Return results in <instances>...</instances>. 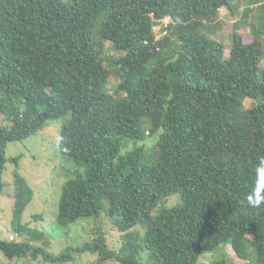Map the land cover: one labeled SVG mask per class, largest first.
Here are the masks:
<instances>
[{"label": "trees", "instance_id": "obj_1", "mask_svg": "<svg viewBox=\"0 0 264 264\" xmlns=\"http://www.w3.org/2000/svg\"><path fill=\"white\" fill-rule=\"evenodd\" d=\"M230 0H0V194L6 146L66 119L62 159L74 168L61 186V226L106 213L121 236L119 251L99 237L74 249L118 264H198L231 244L235 255L264 264V3L253 40L234 21L228 53L212 35ZM169 17L154 41L152 24ZM109 43L120 82L111 92L103 64ZM251 101L249 107L244 101ZM158 134L121 154V141ZM144 144V143H142ZM19 157L11 161L17 166ZM146 158V159H145ZM179 194L180 203L166 207ZM14 174L13 229L23 242L0 240L8 259H71L45 250L44 231L21 222L32 198ZM40 217V216H36ZM41 241L43 247H35ZM146 254L144 262L141 254ZM213 264H231L220 259Z\"/></svg>", "mask_w": 264, "mask_h": 264}, {"label": "rangeland", "instance_id": "obj_2", "mask_svg": "<svg viewBox=\"0 0 264 264\" xmlns=\"http://www.w3.org/2000/svg\"><path fill=\"white\" fill-rule=\"evenodd\" d=\"M264 0H230L232 10L221 8L220 19L215 29L214 37L223 43L228 53L231 46L230 34L233 23L243 19V11L248 9L244 24H241L240 33L243 35L245 43L253 40L252 26L260 28L259 16L261 15V5ZM168 37H173L168 34ZM171 39V40H172ZM103 55L104 66L111 71L108 89L112 92L120 82V74L111 64L110 60L123 56L113 50L109 43ZM264 64V61L262 62ZM254 103L245 100L244 106L249 107ZM6 113L0 111V124L10 125L5 118ZM67 119V118H66ZM66 119L50 121L42 131L30 136L22 141L10 142L6 146L5 157L7 159L5 170L2 174V191L0 194V240L8 242H23L25 237L18 235L13 229V205H14V174L18 172L30 186L32 198L26 206L21 222L27 223L29 227L35 228L45 233V241L49 244L45 250L52 255H57L65 248H73L70 251L71 259L56 264H118L117 262L102 261L96 254L75 253L76 247L101 237L107 247L112 251H119L121 248V236L112 226L106 208V200H102L103 207L97 217L79 218L76 223L69 226H61L56 221L58 202L61 193V186L69 178L74 168L65 162L59 152V133ZM158 134L146 137L143 142L121 141V154L130 151L134 146H143L144 155L148 156L153 150ZM144 143V144H142ZM19 157L17 166L11 161L12 158ZM146 159V158H145ZM175 199H172V197ZM180 203L179 194L175 193L166 199V207H174ZM36 216H40L37 217ZM35 247H43L41 241H33ZM143 261L146 254L142 253ZM225 259L231 264H254L238 258L232 249L231 244L217 247L211 252L203 253L198 260V264H213L217 260ZM0 264H51L45 262L41 255L35 259L30 255L24 258L8 259L0 252Z\"/></svg>", "mask_w": 264, "mask_h": 264}, {"label": "built area", "instance_id": "obj_3", "mask_svg": "<svg viewBox=\"0 0 264 264\" xmlns=\"http://www.w3.org/2000/svg\"><path fill=\"white\" fill-rule=\"evenodd\" d=\"M170 24V18L156 20L152 26L151 31L154 34V41H159L168 35V25Z\"/></svg>", "mask_w": 264, "mask_h": 264}, {"label": "clouds", "instance_id": "obj_4", "mask_svg": "<svg viewBox=\"0 0 264 264\" xmlns=\"http://www.w3.org/2000/svg\"><path fill=\"white\" fill-rule=\"evenodd\" d=\"M260 171H264V168H261ZM172 199H175V197L173 196ZM248 203L253 207L264 205V193H262L260 198H256L255 192L253 191L248 197Z\"/></svg>", "mask_w": 264, "mask_h": 264}]
</instances>
